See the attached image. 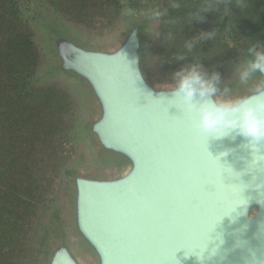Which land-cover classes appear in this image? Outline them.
<instances>
[{
    "label": "water",
    "instance_id": "95a60500",
    "mask_svg": "<svg viewBox=\"0 0 264 264\" xmlns=\"http://www.w3.org/2000/svg\"><path fill=\"white\" fill-rule=\"evenodd\" d=\"M143 24L136 19L111 51L59 27L51 41L54 72L79 81L98 106L87 131L109 167L73 177L79 242L96 264H264V164L252 165L234 132L206 145L196 137L170 91L146 75ZM59 233L46 264H85Z\"/></svg>",
    "mask_w": 264,
    "mask_h": 264
},
{
    "label": "rangeland",
    "instance_id": "374dc122",
    "mask_svg": "<svg viewBox=\"0 0 264 264\" xmlns=\"http://www.w3.org/2000/svg\"><path fill=\"white\" fill-rule=\"evenodd\" d=\"M7 1L0 0V14L9 15L5 24L0 22V43L3 46L7 38L4 31L28 29L32 50L31 58L16 54L0 59V64L9 66L0 70V264H46L59 231L58 236L70 239L85 264H96L74 231L73 177L109 168L101 166L104 162L87 131L99 110L79 81L54 72L57 58L50 28L57 25L52 22L60 18L63 25L58 26L75 41L111 51L120 46L136 19L143 21L145 72L161 88L158 85L171 83L173 72L192 62L191 55L175 61L184 40L181 28L179 33L167 20L171 15V20L184 19L178 16L182 7L155 19L146 13L125 15L126 0H30V12L20 2L16 7L13 0ZM141 1L161 10L170 7V0ZM43 3L55 18L46 8H38ZM193 3L201 4L188 1ZM31 11L41 12L40 19H33ZM168 31L177 33L170 42ZM148 32L161 34L153 39ZM202 66L209 73L217 72ZM232 72L231 68L218 72L221 92L225 86L236 96L250 91L253 85L240 86Z\"/></svg>",
    "mask_w": 264,
    "mask_h": 264
},
{
    "label": "clouds",
    "instance_id": "9594fccd",
    "mask_svg": "<svg viewBox=\"0 0 264 264\" xmlns=\"http://www.w3.org/2000/svg\"><path fill=\"white\" fill-rule=\"evenodd\" d=\"M221 3H225V0H202L201 4L186 14V25L192 24L193 21H202V13L214 14L219 10ZM237 6L246 7V4L244 0H237ZM181 7L182 0H170L171 9L177 10ZM133 11L129 7L124 14L132 15ZM167 14V9H157L152 13V17L160 19ZM229 14L230 9L225 3L223 17ZM168 22L175 24L177 21L173 19ZM230 24L235 25V20H230L225 30H229ZM218 33L216 29L201 31L191 40H184L183 52L175 61L184 60L191 55L192 62L173 72L170 76L171 83L158 85V87L170 91L171 105L181 110L196 137L202 139L205 145L209 138L221 139L234 132L246 139L247 147L253 156L252 165L264 164V152L261 151V146L264 145V43L255 40L247 41L248 47L241 49L242 52H246V55L233 65L232 75L240 86H253L248 94L236 96L227 86L221 92L220 74L215 71L211 73L206 71L201 64V59L194 52L198 44L214 39ZM150 34L155 39L161 33ZM165 35L168 42L175 37L172 31L166 32ZM235 46L236 44H231L230 48ZM118 55L123 58L134 82L137 80L142 82V74L132 71L129 67L130 63H134V61H128L120 52ZM148 94L151 95L150 92ZM245 204L246 202L236 204L234 210Z\"/></svg>",
    "mask_w": 264,
    "mask_h": 264
},
{
    "label": "trees",
    "instance_id": "16d2710c",
    "mask_svg": "<svg viewBox=\"0 0 264 264\" xmlns=\"http://www.w3.org/2000/svg\"><path fill=\"white\" fill-rule=\"evenodd\" d=\"M188 1L189 0H184L182 2L181 13L178 15L184 19L176 18L177 23L173 25L176 29L181 28L183 40H190V36L193 38L201 31H211L216 29L219 32L214 39L204 42L202 41V43L198 44L194 50L195 55L201 59V64L211 68V70L215 69L217 72H222L226 69H233V65L238 63L239 57L242 58L246 55V52H242L241 49H246L248 47L247 41L252 42L255 40L264 43V0H244L246 7H238L237 0H225L227 7L230 9V14L228 16L223 17L225 3H221L219 10L214 14L202 13V21H193L192 24L186 25V14L197 6L195 3L188 4ZM7 2L10 3V0ZM19 2L23 6L25 12H30L32 6V4L28 3L30 0H13V6L17 7ZM108 2H116V0H108ZM200 3H202V0H200ZM124 7L126 9L130 7L134 10V13H146L149 18L152 17L154 11L157 9L161 10L160 6H155L153 4L149 5L141 0H126ZM38 8H46L45 10L47 13L54 16V18L56 17V14L49 9V6L46 5V3H43L41 7L38 6ZM167 10L170 12L173 9L169 7ZM41 11L43 12V10ZM31 12L33 13V19H38L42 14L41 12L36 11ZM7 16L9 15L6 12L2 15L0 14V22L4 23ZM52 16H50V18H53ZM171 16L173 17V15ZM172 17H168L167 20L170 21ZM230 20H235V25L230 24L229 30H225ZM53 21L54 22L52 23L57 26L50 28V34L52 36L56 35V29L59 27L58 25H63V21L60 18H55ZM62 29L67 33L65 28ZM178 32L180 33L181 31L178 29ZM4 33L7 38L3 43V46L2 43H0V59L6 57L8 60L16 54H28V57L31 58L30 53L32 50V44L29 41L30 35L28 29L22 30L21 28H13L4 31ZM174 34L176 35L177 33ZM0 40L2 39L0 38ZM47 40H49L48 37ZM242 41H244V43H241ZM231 44H236V46L230 48ZM8 68L9 66L5 67L3 64H0V70L4 69L5 72ZM70 174L71 173H67L68 177H70ZM49 233L50 232L45 235V242L47 241V238H49Z\"/></svg>",
    "mask_w": 264,
    "mask_h": 264
},
{
    "label": "snow or ice",
    "instance_id": "6c2138e0",
    "mask_svg": "<svg viewBox=\"0 0 264 264\" xmlns=\"http://www.w3.org/2000/svg\"><path fill=\"white\" fill-rule=\"evenodd\" d=\"M173 117V116H172ZM176 117H179V116H176Z\"/></svg>",
    "mask_w": 264,
    "mask_h": 264
}]
</instances>
